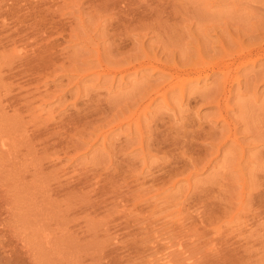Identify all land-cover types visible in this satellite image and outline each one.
I'll return each instance as SVG.
<instances>
[{
	"label": "rangeland",
	"instance_id": "374dc122",
	"mask_svg": "<svg viewBox=\"0 0 264 264\" xmlns=\"http://www.w3.org/2000/svg\"><path fill=\"white\" fill-rule=\"evenodd\" d=\"M0 264H264V0H0Z\"/></svg>",
	"mask_w": 264,
	"mask_h": 264
}]
</instances>
